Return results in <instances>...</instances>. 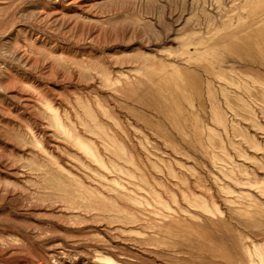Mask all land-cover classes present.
Wrapping results in <instances>:
<instances>
[{"label":"rangeland","instance_id":"obj_1","mask_svg":"<svg viewBox=\"0 0 264 264\" xmlns=\"http://www.w3.org/2000/svg\"><path fill=\"white\" fill-rule=\"evenodd\" d=\"M0 264H264V0H0Z\"/></svg>","mask_w":264,"mask_h":264}]
</instances>
